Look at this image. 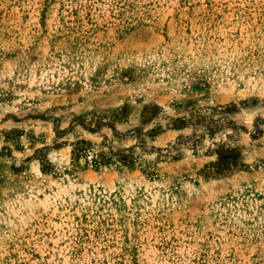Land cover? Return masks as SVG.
Masks as SVG:
<instances>
[{"label":"rangeland","instance_id":"obj_1","mask_svg":"<svg viewBox=\"0 0 264 264\" xmlns=\"http://www.w3.org/2000/svg\"><path fill=\"white\" fill-rule=\"evenodd\" d=\"M0 264H264V0H0Z\"/></svg>","mask_w":264,"mask_h":264}]
</instances>
